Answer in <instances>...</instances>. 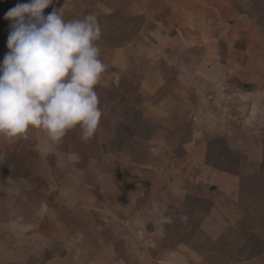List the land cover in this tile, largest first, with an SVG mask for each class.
Here are the masks:
<instances>
[{
    "label": "rangeland",
    "instance_id": "374dc122",
    "mask_svg": "<svg viewBox=\"0 0 264 264\" xmlns=\"http://www.w3.org/2000/svg\"><path fill=\"white\" fill-rule=\"evenodd\" d=\"M28 2L0 0V62ZM53 9L97 18L103 115L87 142L0 138V264H264V0Z\"/></svg>",
    "mask_w": 264,
    "mask_h": 264
},
{
    "label": "clouds",
    "instance_id": "9594fccd",
    "mask_svg": "<svg viewBox=\"0 0 264 264\" xmlns=\"http://www.w3.org/2000/svg\"><path fill=\"white\" fill-rule=\"evenodd\" d=\"M52 3L29 0L4 15L11 24L9 51L0 62V138L7 142L38 131L55 145L76 129L87 142L99 128L96 87L107 65L96 45L97 18L65 21L61 9L45 15ZM170 264H177L175 257Z\"/></svg>",
    "mask_w": 264,
    "mask_h": 264
},
{
    "label": "water",
    "instance_id": "95a60500",
    "mask_svg": "<svg viewBox=\"0 0 264 264\" xmlns=\"http://www.w3.org/2000/svg\"><path fill=\"white\" fill-rule=\"evenodd\" d=\"M230 22H231V21H230ZM210 190H211V191L216 190V186H212V187L210 188Z\"/></svg>",
    "mask_w": 264,
    "mask_h": 264
},
{
    "label": "crops",
    "instance_id": "0c3cea01",
    "mask_svg": "<svg viewBox=\"0 0 264 264\" xmlns=\"http://www.w3.org/2000/svg\"><path fill=\"white\" fill-rule=\"evenodd\" d=\"M33 236V235H32ZM34 245V244H33ZM76 246H77V244H76ZM81 250V249H80Z\"/></svg>",
    "mask_w": 264,
    "mask_h": 264
}]
</instances>
